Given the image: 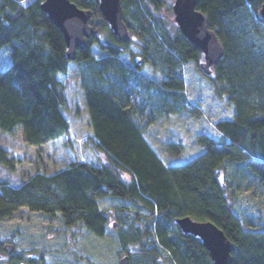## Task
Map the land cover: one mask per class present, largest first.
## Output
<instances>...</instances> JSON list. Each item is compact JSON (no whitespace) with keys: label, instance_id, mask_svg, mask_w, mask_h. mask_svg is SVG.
<instances>
[{"label":"trees","instance_id":"trees-1","mask_svg":"<svg viewBox=\"0 0 264 264\" xmlns=\"http://www.w3.org/2000/svg\"><path fill=\"white\" fill-rule=\"evenodd\" d=\"M42 1L0 0V50L7 49L11 58L0 71V130L11 134L21 127L29 145L46 144L70 131L66 85L59 76L68 73L73 60ZM72 1L92 11L95 33L74 60L93 127L88 144L105 161L74 160L51 174L37 172L19 187L1 183L0 231L6 218L28 207L58 218L65 229L84 226L104 236L111 213L100 200L109 197L135 206L116 207L112 223L119 253L129 256L131 264H214L201 239L176 223L184 216L223 230L235 246L231 264H264V226H245L235 209L236 191L220 176L228 166L243 168L264 193V0H198L197 8L224 49L207 76L215 95L233 104L235 115L216 123L221 139L201 133L197 141L204 153L175 166L163 163L144 128L162 115L200 114L187 101L181 69L203 54L179 28L172 33L160 21L156 12L164 0H122L130 33L142 40L139 58L130 49L131 39L121 42L114 35L99 0ZM145 65L161 79L144 76ZM169 149L180 147L172 143ZM0 164L13 170L4 150ZM4 241L0 238V249Z\"/></svg>","mask_w":264,"mask_h":264},{"label":"rangeland","instance_id":"rangeland-1","mask_svg":"<svg viewBox=\"0 0 264 264\" xmlns=\"http://www.w3.org/2000/svg\"><path fill=\"white\" fill-rule=\"evenodd\" d=\"M36 0H22L29 5ZM164 7L158 12L160 21L170 32H175L178 25L174 19L172 5L175 0H164ZM104 40L105 35H98ZM130 49L139 58L142 40L131 33ZM97 56L100 51L93 47ZM125 61L129 55L123 54ZM204 61L186 63L181 71L184 82V93L194 111L162 115L157 121L144 128V137L155 150L166 166L186 163L204 153L205 148L197 141L198 135L206 133L215 139L222 135L216 130L220 120L232 119L235 115L233 104L226 97H217L212 82L200 68ZM11 58L7 49L0 50V71L7 68ZM141 73L149 78L161 79L162 75L154 73L148 65L143 66ZM59 79L66 85L68 109L65 112L70 125L69 134L43 145H29L24 138L23 130L18 127L13 133L0 130V150H4L11 159L13 170L0 164V184L7 182L19 187L25 180L37 172L51 174L66 168L72 161L81 160L93 163L105 161L101 152L95 151L88 138L93 135L88 108L86 106L82 80L79 75V63L71 61L68 73ZM180 147L177 152L169 149L170 144ZM123 176L130 180L128 173ZM222 180H227L236 191L235 209L245 226H264V193L255 176L245 170L228 166L221 170ZM131 203L122 199L103 198L100 206L111 213L110 227L104 236H98L84 226L65 229L58 218L46 217L38 212L22 207L3 221L0 238L11 241L15 246V260L4 258L0 264H118L120 257L119 237L116 226V207ZM21 258V259H20Z\"/></svg>","mask_w":264,"mask_h":264},{"label":"water","instance_id":"water-1","mask_svg":"<svg viewBox=\"0 0 264 264\" xmlns=\"http://www.w3.org/2000/svg\"><path fill=\"white\" fill-rule=\"evenodd\" d=\"M99 1L100 11L114 35L121 42L129 41L131 33L124 20L122 0ZM197 2L198 0H175L172 9L180 32L203 54L204 61L200 68L205 74L211 75L213 67L222 58L224 49L217 34L210 29L207 16L197 8ZM40 6L63 33L67 45L66 55L69 60H74L78 50L86 49L88 39L95 33L90 24L92 11L80 8L72 0H43ZM176 223L184 233L201 239L214 264H231L235 246L213 222L184 216L178 218ZM5 249L12 253L15 246L7 242ZM118 264H131L129 256H122Z\"/></svg>","mask_w":264,"mask_h":264},{"label":"flooded vegetation","instance_id":"flooded-vegetation-1","mask_svg":"<svg viewBox=\"0 0 264 264\" xmlns=\"http://www.w3.org/2000/svg\"><path fill=\"white\" fill-rule=\"evenodd\" d=\"M7 242H9V243H11V241H4V243H2V245H1V249H0V260H2L3 258H4V253H8L7 251H6V249H5V243H7ZM16 251L14 250V252H12V253H8L6 256H7V258H10V259H13V260H15V258H16V253H15ZM122 256H124V255H122ZM121 256V257H122Z\"/></svg>","mask_w":264,"mask_h":264}]
</instances>
